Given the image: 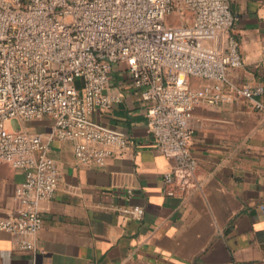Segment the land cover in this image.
<instances>
[{
  "label": "built area",
  "instance_id": "1",
  "mask_svg": "<svg viewBox=\"0 0 264 264\" xmlns=\"http://www.w3.org/2000/svg\"><path fill=\"white\" fill-rule=\"evenodd\" d=\"M237 22L230 0H0V163L25 172L18 213L1 218L0 230L28 236L43 228L40 205L60 182L53 141L73 142L84 165L104 166L127 149L122 131L91 118L121 101L107 92L117 64L146 106L156 149L175 162L164 182L187 186L198 166L190 126L197 106L247 100L264 111L262 86L229 77L243 66ZM21 247L34 248L28 240Z\"/></svg>",
  "mask_w": 264,
  "mask_h": 264
},
{
  "label": "crops",
  "instance_id": "2",
  "mask_svg": "<svg viewBox=\"0 0 264 264\" xmlns=\"http://www.w3.org/2000/svg\"><path fill=\"white\" fill-rule=\"evenodd\" d=\"M230 4L243 66L229 77L264 88V0ZM107 92L121 101L91 118L122 131L127 149L104 166L84 165L73 142L53 141L60 182L40 205L43 228L28 236L0 230V264H264V111L247 100L197 106L190 126L198 166L183 187L164 182L175 162L156 149L124 65L113 67ZM31 131L46 129L34 122ZM24 180L23 170L0 163V219L17 215ZM25 240L34 248H22Z\"/></svg>",
  "mask_w": 264,
  "mask_h": 264
},
{
  "label": "rangeland",
  "instance_id": "3",
  "mask_svg": "<svg viewBox=\"0 0 264 264\" xmlns=\"http://www.w3.org/2000/svg\"><path fill=\"white\" fill-rule=\"evenodd\" d=\"M186 21H188V16H185L184 18H179L176 23L177 24H182V23H185ZM175 22V21H174ZM80 86V83L78 82V87ZM32 122H27L25 123V128L29 131H31V126H32ZM11 125L15 128V129H19V128H22L24 125L18 121H13L11 123Z\"/></svg>",
  "mask_w": 264,
  "mask_h": 264
}]
</instances>
